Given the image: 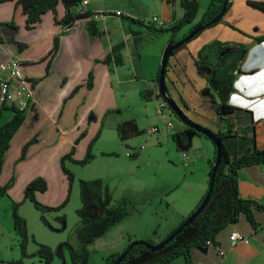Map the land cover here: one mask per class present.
Returning <instances> with one entry per match:
<instances>
[{"label": "crops", "instance_id": "0c3cea01", "mask_svg": "<svg viewBox=\"0 0 264 264\" xmlns=\"http://www.w3.org/2000/svg\"><path fill=\"white\" fill-rule=\"evenodd\" d=\"M197 1L199 5L198 10H202L203 13L209 0ZM260 1L264 0H229V6L226 13L223 18L212 24L213 28L211 32H204V34H201L200 38L195 42L186 43L184 46L185 48L176 54L173 62L170 64L168 75L169 86L166 84L167 92L175 102L180 106H183L184 104L187 106L185 109L186 114L191 120L210 129L212 132L224 129H232L235 132V136H230L223 140L227 152L231 157L240 156L253 147L264 150V40H257L259 37H264V13L250 4L251 2ZM122 6L125 10L122 12V15L132 16L133 18L143 20L156 15L160 20L162 19L161 21L165 22V25L170 24L173 19L181 17L183 13V9L179 5V0H175L174 4L167 3L166 0H126ZM86 9L99 12L100 10H104V7L89 5L88 0ZM98 24L100 29L104 32L101 38V48L102 51L107 54L111 47L120 40L116 41L109 39L108 43H106L104 41L106 32L102 29L103 27L100 26V20L98 21ZM183 28L184 26L176 32V36H180L188 30L180 33ZM131 31H134L138 35L142 34V31L139 29L131 28L130 32ZM60 33L61 38L59 50L55 55L47 74H45L44 71L45 64H39L38 77H41V79L38 84H36L40 85L41 83L46 82L49 78H52V83L58 84L59 90L56 99L52 98L50 100L56 103L52 104V107L47 109V114L44 115L39 106L42 103L38 105L32 98L36 88L29 92L23 90L21 92L17 91L15 97L19 96V100L16 101L13 99L11 102L19 106L22 100L30 97L35 102L37 110L35 115L33 112H31L30 116L26 115V120L20 129L28 122H31L34 124L36 123L34 129L36 132L31 136L24 137L20 142L14 143L13 139L20 129L17 131L6 152L3 169L0 174V185L4 184L9 179L13 162L19 156L23 143L35 133L38 134V141L29 146L26 158L17 162L14 167L15 181L19 165L27 162L31 155L37 154L38 157L40 155H45L48 150L45 151L43 147L49 149L50 146L54 143L56 144V142L57 145L66 142V147L69 150L74 139L85 127H87L89 120L94 118V116L100 119L104 115L106 108L111 106L109 104L101 103V99L106 95L111 96L113 94L114 87L112 88L113 80L111 77V69L118 66L113 64L109 67L108 71L105 69L106 71L102 72L100 79L95 81L92 89H87L86 87L80 88L79 91L71 98H68L63 107H61L63 98L66 97L71 88L87 74L92 64L89 53L90 36L84 31L82 26L53 29L37 38L35 43L39 41L38 45H40ZM167 36L169 38V34ZM2 41L3 40L0 37V44ZM35 43L29 48L30 51L35 47ZM212 43L226 47L223 49L226 53H223L222 55L219 54L215 59V64L212 69L202 64H200L197 69L195 58L199 50ZM27 50L28 49L23 53L25 54ZM17 55L13 56V54H11L9 59L21 56V54ZM0 69V71L5 74L4 76H0V80H9L12 92H14L15 88L19 89L23 87L21 80L15 77L10 78V72L7 69ZM132 71L133 74H136L134 76L137 77V70L133 68ZM26 75L34 77L27 72ZM149 76L150 75H145V78L152 77ZM62 78L65 79L64 83H61ZM139 79L140 78H138L137 81ZM128 80L130 81V79ZM228 82H231L232 86L236 85L240 88L241 94L239 95V99H236L235 102H242V104H245L251 99H254L256 106L251 108V110L247 108L233 107L228 110L224 119L221 120L217 115L216 102L222 100L227 102V94L229 91L226 89V84ZM108 83L110 88L105 90ZM131 89L138 91L139 97L143 99L145 103H150L153 98H159V100L162 99L161 96H157L158 88L156 77L154 80H148L146 85H133ZM141 91H144V93L147 94L146 97L141 95ZM48 92L49 89H46L43 92L42 98H44V100H46L45 97ZM85 95H91L92 98L91 104L86 108V100L84 101ZM206 99H209L210 105L206 103ZM72 103L76 105L75 110L82 107V114L79 117V114L75 112L72 124L70 126H64L61 124V120L65 113L64 110H67ZM111 114L113 113L106 114V116L103 117L104 122L106 117ZM132 120H134L138 126L137 119ZM48 123H50L49 127L47 131L43 133L42 130ZM117 123H119L117 120L113 123L112 126L114 129ZM104 126L105 123L103 128ZM185 127L186 125L182 129L179 128V131L174 130L173 132L184 131ZM138 128L140 127L138 126ZM168 128L172 129L173 123L172 127ZM140 129L144 130L143 128ZM116 136L118 137L117 133ZM195 136L196 135H193L192 138L194 139ZM134 137H131L128 140H131ZM192 138L191 142L193 140ZM128 143L129 142L126 143L127 147H130ZM14 146L15 148H13ZM182 150L185 151L184 149ZM112 151L113 150L103 149L99 154L102 157H112L118 156L120 153V151H116L118 155H105V153ZM81 153L82 152H80V154ZM61 155H59L56 162L58 169H60L59 158ZM94 158H96V154ZM180 158L183 162L182 157ZM201 159L202 160H200L199 157L194 159V157H191L190 155L188 163H183L184 167L187 166V168L182 172V178L179 181L168 185L170 186L168 187L169 189H167L168 191L164 192V194H168L180 186L182 187L189 184V188L182 187L188 197L186 200L184 199L180 205L175 204L174 201L168 199L165 204H162L161 198L159 201H156L153 197L148 196L147 202L150 205V208L147 209V215H149V217L145 218L146 216L143 215L142 209L137 211L132 210L129 211L120 222L109 227L107 231L115 228L116 232H121L122 235L130 234V236H134L135 239H149L153 243L161 241L179 224V222H181L184 217H187L193 211L194 207L207 190L209 177L206 164H208L210 158L208 155H205V160L203 158ZM69 165H73V163H68V167L73 172L72 166ZM36 175L43 176L47 180L49 186L46 193L39 194L40 200L53 204L63 198L66 192L67 179L62 172L61 174L55 173L49 175L46 171L41 170L40 172L36 171L31 173L25 178L21 189L23 190L25 184ZM96 177L100 176H91V178ZM81 178L90 179L87 177ZM102 179L109 186L111 194L115 196L116 188L113 183H111L107 177ZM13 186L9 189V193ZM237 187L240 197L264 204V162L250 164L239 168L237 171ZM73 188L74 182L72 184V191ZM151 193L153 195L156 194L155 191H150V194ZM50 194L53 195L56 200L42 199L43 197H48ZM19 195L16 200L22 198V191ZM251 210L254 220L253 224L250 223L244 215H241L236 222L226 225L217 233L215 236L216 244L207 245L208 248L205 252L199 250L197 247H192L188 251V258L180 255L173 258L169 263L163 264H264V210L257 207H252ZM123 223L132 226L131 233L128 232ZM232 231H238L247 236L249 242H237L236 244L231 245L228 236ZM129 239L131 238H123L119 241L121 244L119 250H122L126 246L129 242L126 240ZM58 240L66 241L67 239L61 237ZM115 252L120 251L117 250Z\"/></svg>", "mask_w": 264, "mask_h": 264}, {"label": "trees", "instance_id": "16d2710c", "mask_svg": "<svg viewBox=\"0 0 264 264\" xmlns=\"http://www.w3.org/2000/svg\"><path fill=\"white\" fill-rule=\"evenodd\" d=\"M8 1L13 2L11 17L7 21H1L0 24L13 31L9 41L14 45L18 55L21 54V56L18 57L19 72L27 90L32 91L41 77H29L23 70L31 69L39 64H45L44 71L45 74H47L53 59L59 50L61 33L56 34L49 41L35 46L31 51L29 48L37 38L53 29L82 26L84 31L90 36L89 53L92 65L87 74L77 82L71 88L66 97L63 98L61 107H63L65 101L74 96L80 88L86 87L87 89H92L95 81L100 79L102 72L106 70L108 71L112 64L117 66L122 63L120 48L123 46V42L115 43L107 54L102 51L101 38L104 32L100 29L98 24L100 19L94 20L92 18V14L95 11L86 8L81 11L78 10L77 7L82 0H0V3ZM166 1L170 4H174L175 2V0ZM222 4L223 0H209L201 18L196 22H194V19L199 8L197 0H179V5L183 9L182 16L173 19V21L167 25H165L164 21L157 22L149 19L143 20L133 18L132 16H125V18H127L132 24L144 27L148 32L147 35L150 37L167 33L169 34L167 43L169 41L175 42L184 37L198 23H205L215 17L220 12ZM250 4L264 13V1L251 2ZM228 6L229 0L224 14L226 13ZM102 13L104 15L112 14L111 12L106 11H102ZM120 16H122V14ZM223 16L221 18H223ZM185 25H190L189 29L184 34L176 36V32ZM131 33L133 34L136 43H138L140 35L134 31H131ZM257 40H264V37H259ZM183 46H185V44L181 47ZM225 48L226 47L216 45L215 43L202 47L195 58L197 69L200 64L204 66L206 65V67L212 69L215 64V59ZM26 49L29 51L27 50L24 54L23 52ZM178 49H175L172 54ZM158 72L156 80L158 78ZM198 72L200 73L199 70ZM64 81L65 79L62 78L61 83H64ZM109 88L110 85L108 83L105 90H108ZM226 89L229 91L227 94L228 100L229 94L233 89L231 82L226 84ZM147 91L150 92L149 90ZM141 95L146 97L147 94H145L144 91H141ZM157 96L159 97L160 94L157 93ZM231 108H233V106L227 104L224 100L216 102L218 118L221 120L224 119V116ZM7 110L11 111L12 115L8 120L0 124V174L3 169L6 152L10 147V142L26 120V110L33 112L34 115L37 113L35 102L30 97L26 99V105L22 108L18 107L13 102L0 99V118L4 111ZM112 112H118V108L109 106L106 108L104 115L100 119L95 116L90 119L87 127H85L74 139L70 149L60 156V170L67 179L66 192L61 200L53 204L40 201L38 195L46 193L49 188L47 180L41 175L34 176L25 184L22 190V198L20 200L12 199L13 229L18 237V245L23 257H28L31 254L27 253L29 238L27 221L18 213L19 206L24 201L28 200L39 212L40 221L49 230L62 232L65 229L66 216L64 213H57L68 203L72 192V184L75 180L74 173L67 164L71 162L83 166L92 161L94 158L93 147L99 139L104 125L103 117ZM115 130L119 140L124 143L125 146H127L125 142L129 138L138 136L144 132V130L138 128L137 124L132 119L117 123ZM191 132H194V130L186 126L184 131L172 133V138L176 142V147L180 150V153L183 151L182 149L191 146V141L186 135V133ZM192 134L206 137L198 132ZM214 134L220 138V141L218 146L214 145L216 149L214 159L208 162L209 179L217 153L219 154V163L215 170L211 195L201 212L161 249L152 251L146 245L140 243L130 246L132 240L129 241L122 251L104 257L105 264H112L115 262L125 248H128L125 256L116 264H163L169 263L173 258L180 255L188 258V251L192 247L206 246L207 241H210V244L215 245V236L217 233L226 225L236 222L241 215H244L250 223H254L251 210L252 207L264 210V204L244 199L239 196L237 171L243 166L264 162V150L253 147L240 156L231 157L227 152L223 140L227 137L235 136V132L232 129H224L218 130L214 132ZM37 135L38 134L35 133L21 146L19 156L13 162L9 179L4 184L0 185V196L9 195L8 191L15 182L14 167L17 162L26 158L29 146L38 141ZM80 152L82 153L80 154ZM105 155H116V153L107 152ZM136 156L137 155H134L132 157L135 158ZM78 194L80 206L76 209V213L79 217V227L77 231L79 247L74 248L69 240L63 242L58 250L44 243H39L37 251L32 254L40 257L39 264H50L54 254L63 259L64 248L68 249L73 264H83L89 257L86 243L92 239L100 237L109 229V227L120 222L129 213V205L134 204V202L125 197H121L117 203H113L114 200L109 186L100 177L90 179L79 178ZM204 195L196 204L193 211L201 203ZM52 212H57L54 219L58 222V225H53L46 216V214ZM185 219L186 217H184L170 232L175 230ZM144 240L154 244L149 239ZM13 264H22V259L13 261Z\"/></svg>", "mask_w": 264, "mask_h": 264}, {"label": "rangeland", "instance_id": "374dc122", "mask_svg": "<svg viewBox=\"0 0 264 264\" xmlns=\"http://www.w3.org/2000/svg\"><path fill=\"white\" fill-rule=\"evenodd\" d=\"M125 2L126 0H89V5H94L96 7L103 6L104 10L102 11L112 13L100 19V26L103 27L102 29L106 32L104 41L108 43L109 39H112L123 42V46L120 48L122 63L111 69V77L113 80L112 88L114 87L113 94L111 96L106 95L101 99V103L117 107L118 112H112L113 114L105 119V126L102 129V134L93 147V154L94 157L96 154V158L85 166L75 164L69 165L72 166L75 175L74 188L68 203L61 211L58 213L56 212L57 214L64 213L66 216V227L62 232L49 230L40 221L39 212L34 208L32 203L28 200L24 201L19 206L18 213L27 221L29 234L27 253L31 255L28 257H23L21 255L18 237L13 229L12 199H17L22 191L21 186L29 174L36 171L40 172L41 170L46 171L49 175L55 173L61 174L56 162L59 155L67 151L68 148L66 147V142H62L60 145H57L56 142V144L54 143L51 145L49 149L43 147L45 151L48 150L45 155H40L38 157L37 154H33L27 162L19 165L16 172V181L11 192L9 195L0 196V264H13V261L18 259H22V264H39L40 257L38 255H32L37 251L39 243H44L57 249L60 244L65 242L64 240H58L61 237L69 240L74 248L79 247L77 238L79 217L76 213V209L80 206L78 179L81 177L91 178V176L95 175H99L102 178L107 177L116 188L115 196L112 195L114 200L113 203H117L121 197H125L134 202L133 205H129V211L142 209L143 215L146 216L145 218L149 217V215H147V209L150 208L147 202L148 196L153 197L156 201H159L161 198L162 204H165L168 199L174 201V203L178 205L188 197L182 187L189 188V184L182 187L180 186L168 194H164L165 191H168V187H170L168 185L179 181L182 178V172L187 168V166L184 167L180 158V150L177 149L176 142L172 138L173 131H179V128L182 129L185 124H183L168 107H164L162 112H160L159 103L161 99L153 98L150 103H145V101L139 97L138 91L131 89L133 85H146L148 80L151 81L155 79V75H157L159 70L163 49L167 44L166 39L168 40V34L162 33L155 37H150L147 35L148 32L144 27H139V25L130 23V21L125 18V15L117 16L113 14L117 10L124 12L125 10L122 8V4ZM85 8H87V5ZM11 10L12 2L0 3V21L8 20L11 16ZM201 16L202 10H198L194 22L198 21ZM147 19L151 20L152 17L150 16ZM212 26L213 25L201 30L187 43L195 42L204 32H211ZM189 27L190 25H185L180 33L189 29ZM131 28L142 31L138 43H136L134 36H132L130 32ZM12 33L13 31L10 28L0 24V37L3 40L0 44V62L5 63L8 61L11 54H13V56L18 54L14 45L9 41ZM34 43L35 41L32 44ZM38 44L39 41L35 43V46ZM183 48L185 47H181L169 57V63L165 74V85L167 84L169 86L168 75L170 64L173 62L176 54ZM221 52L226 53L224 50ZM133 68L137 70V77L134 76L136 74H133ZM23 71L34 77H38L39 65ZM4 75V72L0 71V76ZM145 75H150L149 77H152L145 78ZM138 78L140 79L137 81ZM128 79H130V81ZM52 82L53 79L49 78L46 82L35 85L34 87L36 91L32 98L38 105L42 103L39 106L44 115L47 114V109L51 108L52 104L56 103L50 99H56L59 89L58 84ZM46 89H49V92L46 94V100H44L42 96ZM22 90L27 92V87L15 88L13 94L17 95V91L21 92ZM18 97L19 96H14L13 99L18 101ZM85 100L86 108L91 104V95H85L84 101ZM206 100V103L210 105L209 99ZM75 106L76 105L72 103L67 110H64L65 113L61 120L62 125L70 126L74 120L75 112H77L80 117L82 114V107L75 110ZM30 114L31 112L26 110V115L30 116ZM11 115V111H4L0 118V124L8 120ZM126 119H137L138 126L144 130L153 126H158L160 131L150 136H147L145 133L135 136L127 141L130 145V147H127L118 139L116 131L112 126L116 120L121 122ZM169 121L173 123L172 129L166 126ZM49 124L50 123L43 128V133L47 131ZM35 126L36 123L28 122L19 130L13 142L18 143L24 137L31 136L36 132V130H34ZM186 135L187 137L189 135H191V137L193 136L192 132L186 133ZM141 145L145 146L144 150L133 158L132 156H134L133 153L135 148ZM13 148H15V146ZM103 149L113 150L112 152L116 154V151H120V153L119 155L117 154L118 156L102 157L99 152ZM184 150L187 154L191 155V157H194V159L199 157L200 160H202L201 158L205 160V155H208L210 160H213L216 153L212 141L201 135H196L191 142V146ZM206 165L209 170L208 164ZM150 191H155L156 194L153 195L151 193V196ZM42 199L56 200L51 194ZM40 201L42 202V200ZM56 213L52 212L46 214L48 220L53 225H58V222L54 219ZM123 224L128 232L131 233L132 226L125 223ZM128 237L131 239L126 241L135 240L134 236H130V234L122 235L121 232H116L115 228H113L110 231H105L100 237L88 241L86 243V248L89 251V257L83 264H105L103 258L113 252L116 253L115 251L117 250L122 251L119 250L121 247L119 241L123 238L127 239ZM63 254V259L54 254L50 264H73L67 248L63 249Z\"/></svg>", "mask_w": 264, "mask_h": 264}, {"label": "water", "instance_id": "95a60500", "mask_svg": "<svg viewBox=\"0 0 264 264\" xmlns=\"http://www.w3.org/2000/svg\"><path fill=\"white\" fill-rule=\"evenodd\" d=\"M227 3H228V0H223V4H222L220 12L215 17H213L211 20H209V21H207L205 23H198L184 37L180 38L179 40H177L175 42L174 41H169L166 44V46H165V48L163 49V52H162V57H161V62H160V69H159L158 78H157L158 93L163 98V100H165V102L167 103V105L169 106L171 111L184 124H186L187 126H190L191 128H193L194 132L202 133L203 135L208 137L214 143L215 146H218L220 138L218 136H216L214 134V132H212L210 129L205 128V127H203V126H201L199 124L193 123L192 120L185 114V112L175 102V100L169 95V93L167 92V89H166V85H165V74H166V68H167V63H168L169 57H170V55H172L173 51L175 49H178L182 45L186 44L188 41H190L201 30H203L206 27H209L212 24L216 23L223 16V14H224V12L226 10ZM222 54H223V52L220 53V55H222ZM194 132H192V133H194ZM188 138L191 141V138H192L191 135H189ZM218 163H219V154L217 153L216 159L213 162L210 179L208 181V188H207V190L205 192L203 200L198 205V207L193 212H191L186 217V219L175 230L170 232L167 236H165L158 243L151 244V243L147 242L144 239H135V240H133L131 242L130 246L140 243V244L146 245L152 251L159 250L166 243H168L177 233H179L184 226L188 225L196 217V215H198L201 212V210L204 208V206L208 202V199H209V197L211 195V192H212V189H213L215 170L217 168ZM61 246H62V244H60V246L57 248V250ZM197 248L199 250H203L205 252L207 250L208 246L207 245L206 246H198ZM127 250H128V248H125L124 251L120 254V256L116 259V261L113 262L112 264H116L118 261H120L125 256Z\"/></svg>", "mask_w": 264, "mask_h": 264}, {"label": "built area", "instance_id": "2783aa9c", "mask_svg": "<svg viewBox=\"0 0 264 264\" xmlns=\"http://www.w3.org/2000/svg\"><path fill=\"white\" fill-rule=\"evenodd\" d=\"M87 3H88V0H82L81 3L79 4V6L77 7L78 10H80V11L84 10V8L87 5ZM121 14H122L121 11H116L115 12V15H117V16H120ZM103 17H105V15L102 13V11L93 12V14H92V18L94 20H99V19H101ZM151 20L157 21V22L161 21L158 18V16H156V15L152 16ZM0 68L7 69L10 72V78L11 77H15V78L21 80L23 86H25V84H24V82L22 80V77L20 75V72H19V60H18V58L12 57L11 59H8V61L5 62V63L4 62H0ZM27 92H29V90H27ZM0 94H1V98H0L1 100L5 99L8 102H11L13 100L15 94H13V92L11 91V88H10V85H9V80H0ZM26 99L22 100L18 107H20V108L24 107L26 105ZM249 104H253V107L256 106V103L254 102V99H251L250 101H248L245 104L243 103L242 106H246V105H249ZM164 107H168V105L165 102V100H163V98H162L160 103H159L160 112H162V109ZM247 108H251L250 105L247 106ZM166 126L167 127H172V122L171 121L167 122ZM159 131H160V129H159L158 126H153V127H150L148 129L144 130L143 133H145L147 136H150L152 134H157ZM144 148H145L144 145H141V146L135 148L133 155H137L138 153L142 152L144 150ZM181 157H182V160H183L184 164L188 163V161L190 160V155L187 154L185 151L181 152ZM228 238H229V242H230L231 245H234L237 242H245V243L249 242V238L247 236L243 235L242 233L238 232V231H232L229 234ZM206 245H210V241H207Z\"/></svg>", "mask_w": 264, "mask_h": 264}, {"label": "clouds", "instance_id": "9594fccd", "mask_svg": "<svg viewBox=\"0 0 264 264\" xmlns=\"http://www.w3.org/2000/svg\"><path fill=\"white\" fill-rule=\"evenodd\" d=\"M240 94H241L240 93V88L238 86H236V85L235 86L233 85V90H231V92L229 94V97H228V100H227V104L233 106L234 108H236V107L247 108V106H249V105H250L251 108H253V104L242 106L243 105L242 102H240V103L235 102L236 99L237 100L239 99V95ZM251 108H247V109L251 110Z\"/></svg>", "mask_w": 264, "mask_h": 264}, {"label": "flooded vegetation", "instance_id": "af4514ba", "mask_svg": "<svg viewBox=\"0 0 264 264\" xmlns=\"http://www.w3.org/2000/svg\"><path fill=\"white\" fill-rule=\"evenodd\" d=\"M179 107H180V108L185 112V114H186V110H185V109L187 108V106L184 104L183 106H180V105H179ZM186 115H187V114H186ZM187 116H188V115H187ZM188 117H189V116H188ZM189 118H190V117H189ZM192 122L195 123V124H197V123H196L195 121H193V120H192ZM186 126H187V125H186ZM188 127L191 128L190 126H188ZM191 129L193 130V128H191Z\"/></svg>", "mask_w": 264, "mask_h": 264}]
</instances>
